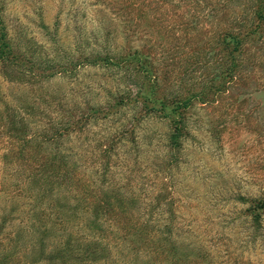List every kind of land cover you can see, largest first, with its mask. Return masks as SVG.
<instances>
[{
  "label": "trees",
  "instance_id": "16d2710c",
  "mask_svg": "<svg viewBox=\"0 0 264 264\" xmlns=\"http://www.w3.org/2000/svg\"><path fill=\"white\" fill-rule=\"evenodd\" d=\"M3 1L0 2V159L8 163L3 185L5 191H24L31 203L17 215L15 209L2 215L0 234L4 227L18 222L19 228L14 231L18 243L24 235H37L24 249L21 247L23 255L31 251L34 256L26 264H126L129 260L135 263L136 257L142 264H214L217 260L221 264H258L254 258L235 252L228 239L221 243L223 248L217 244L212 250L199 246L193 249V255L181 253L174 237L183 235L181 225L194 230V219L185 222L182 210L186 199L179 197V193L175 195V186L169 180L190 135L188 112L193 105L220 102L229 88L247 85L248 78L256 75V71L247 68L256 54L264 53V0H220L217 5L212 0H148L150 5L162 6V12L179 7L189 12L188 30L200 42L189 53L192 71L196 69L199 73L198 82L186 88L187 79L184 82L182 79L178 89L173 84L176 90L163 87L150 61L152 55L143 50H123L104 41L98 43L94 34L84 39L87 43L82 47L78 46L79 34L75 33L71 41L73 54H67L64 45L68 43L60 37L58 16L52 27L39 20L44 46L47 42L51 53L38 57L37 43L33 44L26 36L16 38L10 31ZM214 10L219 12L214 14L219 18L214 26L208 25L205 20ZM228 13H235L234 21L241 25L238 29ZM200 35L204 38L199 39ZM81 67H103L120 74L117 87L124 89L118 92L114 89V94L106 97L109 102L105 105L85 104L84 110L79 109V104L67 106L64 96L43 93L44 82L72 77ZM176 69L164 72L169 75ZM188 71L189 67L185 72ZM125 79H134V84L126 83ZM23 85L33 91L39 88L35 99L22 100L17 91ZM261 89L264 91V84ZM41 103L49 109L46 117L50 118L45 126L37 110ZM125 109L134 112L128 125H122L113 137L115 143L134 141L135 126L146 117L168 123L169 157L165 169L169 186L158 182L154 191L126 194L114 183L117 182L114 175L110 176L116 146L109 142L98 149L100 164L95 172L98 177L84 178L79 173L80 168L92 164H87L86 150L65 146L69 141L66 138L86 131L99 119L114 118ZM238 202L246 206L239 218L247 225L250 238L247 245H250L264 237V195L239 196ZM217 251L221 253L216 255Z\"/></svg>",
  "mask_w": 264,
  "mask_h": 264
},
{
  "label": "rangeland",
  "instance_id": "374dc122",
  "mask_svg": "<svg viewBox=\"0 0 264 264\" xmlns=\"http://www.w3.org/2000/svg\"><path fill=\"white\" fill-rule=\"evenodd\" d=\"M212 2L217 5L220 0ZM3 3L10 31L16 38L26 36L33 44L37 43L38 57L39 54L44 57L51 53L47 42L44 46L39 20L52 27L58 16L61 21L60 37L68 43L64 45L67 54H73L71 41L75 33L83 40L78 43L82 47H85L83 43H87L84 39L94 34L98 43L104 41L117 49L149 52L163 87L176 90L173 84L178 89L181 85L179 81L187 79L184 87L190 88L199 80L198 71H192V54L189 53L199 47L200 42L188 30L189 12L180 7L179 10L174 8L162 12V6L150 5L148 0H4ZM235 5L238 6V3ZM215 13L216 10L205 20L208 25L217 23L219 17ZM228 16L238 29L241 25L234 21L235 13H228ZM197 37L204 38L203 35ZM188 67L189 71L185 72ZM173 68H177L174 73L165 74L164 71H173ZM247 70L256 71V75L246 81L247 85L229 88L225 96L219 97L220 102L208 105L195 103L188 112L190 135L180 152V163L170 172L169 181L175 186V195L179 193V197H185L184 220L187 223L194 219V230L181 225L184 233L174 239L179 243L181 253L192 255L195 247L212 250L216 244L220 246L228 239L235 252L264 264V237L247 245L250 240L246 233L247 225L243 218H239L240 211H244L246 206L238 202L239 196L264 195V91L261 89L264 84V53L256 54ZM120 78V74L103 67H81L72 77H56L44 82L46 91L43 93L64 96L67 106L79 104V109H83L85 104L105 105L109 102L106 97L112 96L114 89L117 92L124 89L117 87ZM125 82L132 85L134 79H125ZM17 93L22 100L31 101L36 98L39 88L35 87L33 91L32 87L23 85ZM37 110L42 114L39 116L42 124L47 125L50 118L46 117L48 107L41 103ZM133 112L132 109H125L114 118L92 122L86 131L73 135L71 139L66 138L69 141L65 142V146L74 150H86L87 164L93 166L80 168L79 173L84 178L98 177L95 172L100 164V146L107 142L115 145L110 176L114 175L117 181L114 183L122 187L126 194L129 191H154L158 182L170 185L165 169L169 157V126L166 121L146 117L135 126L134 141L127 139L115 143L113 140L122 125L129 122ZM7 166L8 163L0 159V217L12 209L17 215L21 208L31 203L24 191H5L3 183L7 179ZM18 228V222L3 228L0 234V264H26L34 259L31 251L27 257L23 255V249L37 235H24L26 237H20L18 243L14 235ZM187 245L192 246L188 248ZM219 253L215 252L216 255ZM254 254L257 257H253ZM134 261L129 260L132 264H142L138 257ZM214 264H221V261L217 260Z\"/></svg>",
  "mask_w": 264,
  "mask_h": 264
}]
</instances>
